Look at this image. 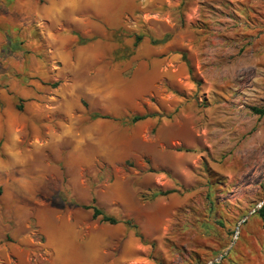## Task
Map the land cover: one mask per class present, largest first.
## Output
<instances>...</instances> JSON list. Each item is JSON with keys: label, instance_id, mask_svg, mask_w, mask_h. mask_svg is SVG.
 I'll use <instances>...</instances> for the list:
<instances>
[{"label": "rangeland", "instance_id": "1", "mask_svg": "<svg viewBox=\"0 0 264 264\" xmlns=\"http://www.w3.org/2000/svg\"><path fill=\"white\" fill-rule=\"evenodd\" d=\"M174 15L197 33L181 55L179 102L156 111L159 98L146 95L150 108L103 110L97 125L93 105L107 99L89 91L94 78L128 105L133 77L145 92L155 81L142 65L154 57L139 44L161 37L134 45L125 25L103 39V70H91L72 35L51 61L33 26L0 28L13 66L0 89L21 106L0 103V219L5 241H37L41 264H264V114L253 111L264 109V0H182ZM134 115L147 117L131 123ZM83 194L117 222L90 216L76 200Z\"/></svg>", "mask_w": 264, "mask_h": 264}, {"label": "crops", "instance_id": "2", "mask_svg": "<svg viewBox=\"0 0 264 264\" xmlns=\"http://www.w3.org/2000/svg\"><path fill=\"white\" fill-rule=\"evenodd\" d=\"M179 7H182V0H15L8 10L0 6V28L16 24L27 29L28 34V29L33 26L41 39V44L48 49L47 54L51 61L58 58L55 47L58 39L62 36H73L77 44L76 55L79 57L82 54L87 55L91 70H103V62L95 61L97 54L103 55V39L120 32L123 33L125 25L130 32L133 31L134 37L141 35L142 38H162L168 35L164 42L153 43L150 40L149 45L139 44V55L144 52L148 54V57H154L150 65L147 63L142 65H146L148 71L146 76L155 78V81L145 92V90H139L138 78L133 77L129 85L130 103L128 105L124 104L123 91L121 92L120 88L104 91L98 87L97 79L94 78L89 91L107 99L106 103L103 104L100 100L93 105V108L91 107L94 115L103 113V110H109L112 116L118 117L126 106L132 109L138 108L141 100H144L145 106L150 108L151 105L146 100V95H156L159 98L158 105L160 106L154 105L156 111L175 107L179 102L177 91L180 90V82L187 73V65L181 62V55L191 50L197 39L196 31L190 29L186 21L183 27L176 24L174 11ZM178 16L181 17V15ZM143 27L149 31L147 34L139 33V29ZM65 31L72 34H62ZM81 39L86 43L81 44ZM6 42V36L0 33V51ZM45 62L46 64H42V67H47L48 61ZM12 67L10 58L0 54V73L9 74ZM9 77L8 82H11L13 77L10 74ZM11 101L13 102V99L11 100L10 96L0 89V103L7 102V111L11 110L14 113L12 109L20 110L17 107L19 102L14 99V105L11 108ZM1 119L2 116H0V121ZM102 121L101 116L96 117L95 125ZM14 123L9 118L4 121L9 134L15 126ZM148 123L149 125L156 124L157 121L151 119ZM87 129L89 126L85 127V130ZM178 138H180L178 135L172 136V139ZM159 143H166L168 146L174 144L173 141ZM88 198L86 194L78 195L76 197L78 206L82 208L89 206ZM89 210L91 216L92 210ZM52 229H56V226ZM4 234L5 224L0 219V264H41L39 257H41L42 248H38L39 244L36 240H33L31 236H26L21 239V244L26 247H21V245L5 241ZM51 236L49 238L54 240Z\"/></svg>", "mask_w": 264, "mask_h": 264}, {"label": "trees", "instance_id": "3", "mask_svg": "<svg viewBox=\"0 0 264 264\" xmlns=\"http://www.w3.org/2000/svg\"><path fill=\"white\" fill-rule=\"evenodd\" d=\"M134 38H135L134 39V45H136L142 39V36L141 35H136ZM167 38H168V35L165 36V37H162V38H160L158 40H153L152 42L153 43L164 42ZM183 58L186 60L184 54H183ZM17 107L19 109L21 108L20 105L17 106ZM253 111L256 112V113H258V114H264V109H258V108H255L254 107L253 108ZM95 116H100V115H95ZM145 117H147V116L146 115H134V116L131 117L130 122L131 123H136V122H138L140 120H143ZM172 192H173V190H166V191H160L157 194H159V195H166V194H170ZM86 208L92 210V217L93 218H97V217L101 216V220H103V221H107V222H110V223H116L117 222L114 218L109 217L106 214H104L103 211L100 208H98L97 206H95V205H89V206H86ZM258 213L261 216H264V204H263V206L261 208H259ZM125 224L127 226H131V228H133L135 230L136 235L140 239H142V236L136 230V226L135 225L131 224L130 221H125Z\"/></svg>", "mask_w": 264, "mask_h": 264}, {"label": "bare ground", "instance_id": "4", "mask_svg": "<svg viewBox=\"0 0 264 264\" xmlns=\"http://www.w3.org/2000/svg\"><path fill=\"white\" fill-rule=\"evenodd\" d=\"M161 134H163L162 135V137H160V138H170L171 137V135L172 134H174V131L173 130H169V129H165ZM142 138V137H141ZM169 142H172L171 140H169ZM54 234H55V236L57 237V239H58V235L56 234V232L54 231ZM126 253H128V250H127V252Z\"/></svg>", "mask_w": 264, "mask_h": 264}]
</instances>
